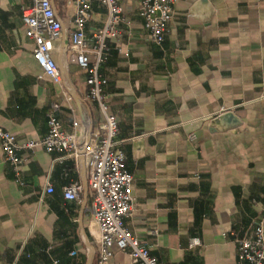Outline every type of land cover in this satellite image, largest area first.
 Segmentation results:
<instances>
[{
	"label": "crops",
	"instance_id": "obj_1",
	"mask_svg": "<svg viewBox=\"0 0 264 264\" xmlns=\"http://www.w3.org/2000/svg\"><path fill=\"white\" fill-rule=\"evenodd\" d=\"M199 1L175 0L157 45L139 0H120L126 23L100 71L133 175L127 227L164 264H236L234 235H251L259 221L264 227V0ZM51 2L62 25L52 47L60 83L42 73L25 35L21 10L30 0H0V126L19 143L47 133L52 103L66 131L76 121L89 132L101 120L70 48L75 6ZM105 16L93 2L87 37ZM226 110L241 124L213 127ZM20 153L27 160L18 183L0 147V264H100L84 155L40 146ZM71 181L82 185L73 200L63 196ZM193 237L200 245L189 246ZM106 264L131 260L116 250Z\"/></svg>",
	"mask_w": 264,
	"mask_h": 264
},
{
	"label": "built area",
	"instance_id": "obj_2",
	"mask_svg": "<svg viewBox=\"0 0 264 264\" xmlns=\"http://www.w3.org/2000/svg\"><path fill=\"white\" fill-rule=\"evenodd\" d=\"M75 6L70 32V48L78 67L85 73L86 96L96 104L101 116L92 131L80 130L73 121L71 131L64 130L52 103L47 112V133L38 140L19 143L16 136L0 126V147L9 163L14 180L21 183L20 170L27 160L21 150L42 147L47 152H60L73 157L83 154L87 161V185L92 192L93 218L98 225L97 254L100 264H106L116 250L127 252L131 264H164L150 254L146 245L127 227L125 218L135 210L132 197L133 175L126 166V154L116 140L117 119L111 112L107 78L100 67L110 49L109 41L121 37V24L126 23L120 0H71ZM96 2L106 10L101 27L86 36L85 24L90 17L91 4ZM175 0H139L138 13L143 19L151 42L161 45L169 23L173 19ZM25 35L32 40L34 58L44 75L61 82V74L52 56L54 40L62 35V25L51 0H30L21 10ZM89 54L94 56L90 62ZM66 99H69L66 97ZM51 191L50 186H46ZM82 185L71 181L63 187L65 199L79 196ZM152 232H156L155 229ZM236 264H264V227L259 221L249 236H236ZM200 245L193 237L189 246ZM72 251L69 255H73ZM57 264V261H54Z\"/></svg>",
	"mask_w": 264,
	"mask_h": 264
},
{
	"label": "water",
	"instance_id": "obj_3",
	"mask_svg": "<svg viewBox=\"0 0 264 264\" xmlns=\"http://www.w3.org/2000/svg\"><path fill=\"white\" fill-rule=\"evenodd\" d=\"M206 0H200L198 4H205ZM241 124L240 118L231 110H226L211 120V125L219 130H227Z\"/></svg>",
	"mask_w": 264,
	"mask_h": 264
}]
</instances>
